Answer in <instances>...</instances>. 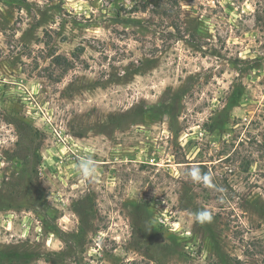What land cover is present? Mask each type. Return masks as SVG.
<instances>
[{"label":"rangeland","instance_id":"obj_1","mask_svg":"<svg viewBox=\"0 0 264 264\" xmlns=\"http://www.w3.org/2000/svg\"><path fill=\"white\" fill-rule=\"evenodd\" d=\"M0 264H264V0H0Z\"/></svg>","mask_w":264,"mask_h":264},{"label":"clouds","instance_id":"obj_2","mask_svg":"<svg viewBox=\"0 0 264 264\" xmlns=\"http://www.w3.org/2000/svg\"><path fill=\"white\" fill-rule=\"evenodd\" d=\"M79 170L81 178L84 180L94 181L99 175L97 162L91 158L82 159L79 164ZM189 175L194 181L202 180L205 184L210 182V175L207 173L202 174L199 168H193L189 172ZM196 220L200 223H210L212 215L207 210H201L196 214Z\"/></svg>","mask_w":264,"mask_h":264}]
</instances>
